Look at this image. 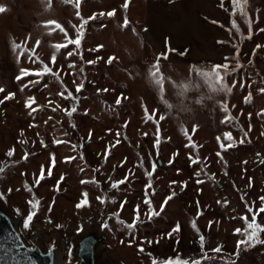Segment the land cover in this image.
I'll list each match as a JSON object with an SVG mask.
<instances>
[{
    "label": "rangeland",
    "instance_id": "obj_1",
    "mask_svg": "<svg viewBox=\"0 0 264 264\" xmlns=\"http://www.w3.org/2000/svg\"><path fill=\"white\" fill-rule=\"evenodd\" d=\"M148 2L0 0L5 9L0 13V204L26 240L37 238L44 246L58 240L64 264L74 260L78 233L104 214L101 253L113 264L176 258L188 264H264V244L241 246L236 256L243 239L236 230L245 227L241 218L251 222L247 209L256 212L264 204V0H244V15L239 9L233 14L231 3L230 55L222 63L149 56L143 39ZM76 39L79 48L67 43ZM58 44L67 46L57 50ZM216 65H227L228 94L213 90L193 71ZM44 67L51 72L17 80L22 71ZM157 70L160 85L150 78ZM69 93L72 100L65 99ZM73 103L77 110L70 118L66 113ZM226 116L230 119L222 123ZM41 166L45 179L37 187ZM147 173L152 176L146 190ZM125 177L119 190L108 192L111 182ZM82 180H95L99 187L81 185ZM25 183L33 193L24 191ZM146 191L159 213L151 220ZM82 192L89 194L90 208L77 211ZM104 193L117 203H98ZM31 195L41 200L36 209L28 206ZM137 206L139 222L130 231L125 225L133 222ZM258 223L264 226V212Z\"/></svg>",
    "mask_w": 264,
    "mask_h": 264
},
{
    "label": "crops",
    "instance_id": "obj_2",
    "mask_svg": "<svg viewBox=\"0 0 264 264\" xmlns=\"http://www.w3.org/2000/svg\"><path fill=\"white\" fill-rule=\"evenodd\" d=\"M231 0H149L143 19L148 55L181 63H222L230 55Z\"/></svg>",
    "mask_w": 264,
    "mask_h": 264
},
{
    "label": "snow or ice",
    "instance_id": "obj_3",
    "mask_svg": "<svg viewBox=\"0 0 264 264\" xmlns=\"http://www.w3.org/2000/svg\"><path fill=\"white\" fill-rule=\"evenodd\" d=\"M231 3H232V6H233V14H235V12L237 11V9H239L241 15H244V8H243V4H244V0H231ZM5 11V9L3 8H0V13H3ZM111 15V13L109 14ZM233 26L234 23H233ZM68 44H75L77 46V48H79L80 46V40L79 39H76L75 41H72V40H69L67 41ZM67 45H55V49L59 50L63 47H66ZM161 59H167L168 57L165 55L163 57H160ZM53 59V62H55V57L52 58ZM110 61H111V58H110ZM109 61V62H110ZM223 69V71L221 70ZM193 71H197L199 72V74L205 78V80L209 83V85L213 88V90L215 91H219V92H223L225 94H228L231 89L228 87V85L225 83V78L226 76L228 75V71H227V65H216L214 66L210 71H200V70H197V69H193ZM51 72V69L47 68V67H44L42 71L40 72H34V73H29V72H21V76H18L17 77V80H19L22 76H26V75H34V76H38V77H42L48 73ZM159 77V72L158 70L157 71H151L150 72V78L153 80V82L156 84V85H160L161 84V80L158 78ZM83 88V84H80L76 91L77 92H80ZM65 99H70L72 100L73 97H72V94L69 93L68 96L65 97ZM117 105L120 104V99L118 98L117 99ZM26 107H31V104H26ZM76 106H75V103H73V106L71 108V110L67 111L66 115L68 117H72L73 114L76 112ZM225 112L227 111V107L225 106L224 109H223ZM32 111H36V109H32ZM230 118L229 117H225V120L222 121V123L224 122H227ZM195 131V130H194ZM218 139V142H219V138ZM225 139L227 140H231V134L230 133H225ZM21 144L24 143V141H20ZM55 143L59 144L61 143L60 141H56ZM241 143H243V141H241ZM159 144H160V140L159 138H157V141H156V145L155 147H159ZM233 144H229L228 147H232ZM194 147V146H192ZM221 149L223 150L224 149V145L221 144L220 145ZM28 153H25V156H24V159L27 160L28 159ZM217 155L219 156L220 153L218 152ZM7 156L9 158L13 157L14 156V151H9L7 153ZM9 162V161H7ZM0 163H3V162H0ZM12 164H14V162H11ZM192 163H197L196 160H193ZM55 167V159L54 157L51 158V164L50 166L48 167L47 169V176L48 178H51V176L53 175V168ZM155 164L152 165V168H153V171H155ZM147 177H148V184L145 186L146 187V190L148 187L151 186V176H152V173H147L146 174ZM45 179V169H44V166H41V169H40V175L39 177H36L35 178V186H39L41 184V182ZM63 179L64 177L61 176V179L59 181H57L56 185H55V191L56 192H59L60 191V184L63 182ZM2 180V179H0ZM127 182V177H125L123 180L121 181H118V182H111L110 183V187L108 189V192H111V191H114V190H119L120 186L125 184ZM198 183H200V181H198ZM84 184H90V185H93L95 187H99L98 185V182L95 181V180H91V181H85V180H82L81 181V185H84ZM23 188H24V191H26L27 193L31 194L33 193V186H29L27 183H25L23 185ZM11 191V190H9ZM172 197H168L167 199H171ZM261 200L264 201V197H261ZM35 201V202H33ZM97 201L98 203H100L102 206L106 203H112V204H116L117 201L111 199L107 193H104L102 194L101 196H98L97 197ZM28 203V206H30L31 208H38V205H41V200L39 198H37L35 195H31V198L27 201ZM126 203V201H123V202H120V209L121 211H123V208H124V204ZM144 203L145 205L148 206V219L151 220L154 216H158L159 213H156L153 211L152 207H151V201L147 198V191H146V194H145V200H144ZM84 208H90V200H89V194L87 192H82L81 193V199L78 201V203L76 204V209L77 211L79 210H82ZM49 211L52 210V205L49 206ZM248 212L252 213V220L251 222H248V219L247 217H242L241 219L244 220V224H245V227L243 229V231H241L240 229H237L236 230V233L243 236V239L242 240H239L238 241V245H237V252H236V256L238 257L239 256V252H240V249H241V246H244L246 249L247 248H251V247H255L257 244H264V239H261V234L264 233V226H261L259 223H258V216H259V213L260 212H264V204L261 205L260 209H258L256 212H253V209L252 208H248L247 209ZM161 211H163V205L161 206ZM32 215H29L27 217V219L29 221L32 220ZM121 224H123V221L121 220L120 221ZM139 222V208L137 206L136 209H134V217H133V222L130 223V224H127L125 225L130 231H132L133 229H135L137 227V224ZM211 224V222H210ZM194 226V225H193ZM25 227H27V225H25ZM59 227V226H58ZM179 230V225L176 226L175 229H173V231H178ZM172 233H169V236H171ZM199 244H200V247L203 248L204 245H205V237L204 236H200L199 237ZM138 251H143V249H138ZM217 252L220 251V249H216ZM158 264H188L187 261H182L180 258H176V259H169V260H165V261H162V262H158ZM198 264V262H197ZM231 264V262H230Z\"/></svg>",
    "mask_w": 264,
    "mask_h": 264
},
{
    "label": "water",
    "instance_id": "obj_4",
    "mask_svg": "<svg viewBox=\"0 0 264 264\" xmlns=\"http://www.w3.org/2000/svg\"><path fill=\"white\" fill-rule=\"evenodd\" d=\"M156 164L162 167L159 155ZM107 225L104 214L99 223L82 229L72 241L74 260L67 264H113L101 253ZM61 259L62 246L58 240L49 246L42 245L37 238L26 240L12 213L0 204V264H64Z\"/></svg>",
    "mask_w": 264,
    "mask_h": 264
},
{
    "label": "bare ground",
    "instance_id": "obj_5",
    "mask_svg": "<svg viewBox=\"0 0 264 264\" xmlns=\"http://www.w3.org/2000/svg\"><path fill=\"white\" fill-rule=\"evenodd\" d=\"M40 234V233H39ZM64 247V246H63Z\"/></svg>",
    "mask_w": 264,
    "mask_h": 264
}]
</instances>
